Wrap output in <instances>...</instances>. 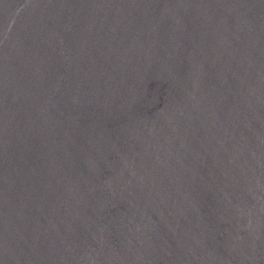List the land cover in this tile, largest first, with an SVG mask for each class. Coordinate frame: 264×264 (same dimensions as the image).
<instances>
[{
  "label": "water",
  "instance_id": "95a60500",
  "mask_svg": "<svg viewBox=\"0 0 264 264\" xmlns=\"http://www.w3.org/2000/svg\"><path fill=\"white\" fill-rule=\"evenodd\" d=\"M0 264H264V0H0Z\"/></svg>",
  "mask_w": 264,
  "mask_h": 264
}]
</instances>
